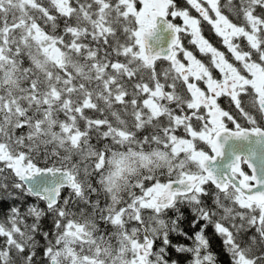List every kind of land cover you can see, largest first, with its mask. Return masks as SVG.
Segmentation results:
<instances>
[{
    "label": "snow or ice",
    "instance_id": "1",
    "mask_svg": "<svg viewBox=\"0 0 264 264\" xmlns=\"http://www.w3.org/2000/svg\"><path fill=\"white\" fill-rule=\"evenodd\" d=\"M0 264H264V0H0Z\"/></svg>",
    "mask_w": 264,
    "mask_h": 264
}]
</instances>
